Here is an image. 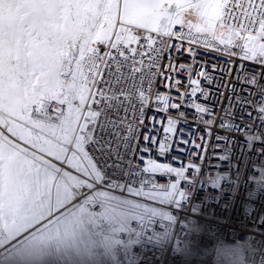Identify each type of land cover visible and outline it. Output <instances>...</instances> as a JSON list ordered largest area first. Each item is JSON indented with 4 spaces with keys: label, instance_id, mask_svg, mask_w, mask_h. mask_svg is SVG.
<instances>
[{
    "label": "snow or ice",
    "instance_id": "snow-or-ice-1",
    "mask_svg": "<svg viewBox=\"0 0 264 264\" xmlns=\"http://www.w3.org/2000/svg\"><path fill=\"white\" fill-rule=\"evenodd\" d=\"M201 50L225 67L209 72ZM208 86L230 89L212 150L228 171L210 179ZM198 184L232 203L244 188L264 229V0H0V264H140L135 246L161 264L190 255L208 246L204 206L219 203L197 208ZM248 227L247 257L218 249L232 264H264V231Z\"/></svg>",
    "mask_w": 264,
    "mask_h": 264
},
{
    "label": "built area",
    "instance_id": "built-area-1",
    "mask_svg": "<svg viewBox=\"0 0 264 264\" xmlns=\"http://www.w3.org/2000/svg\"><path fill=\"white\" fill-rule=\"evenodd\" d=\"M165 56H168L167 50L165 51ZM173 57L176 59L177 62H191L190 59L187 58L185 55L184 57H179L175 53H173ZM201 62H207V70L209 72L212 71V65L216 64L220 67H225V60L226 57H222L215 52L206 53L201 50V54L197 58ZM235 59V58H234ZM168 63V59H163L160 61L161 68ZM239 63V61H237ZM248 63V62H245ZM235 69V66H233ZM216 77L217 82L220 81L221 73L216 72L213 73ZM160 78L157 77V83L153 85L154 89L159 88L160 91H165V89L160 86L159 84ZM223 85H229L231 83H236L234 80H225L221 82ZM237 90L244 85L237 83ZM212 90V99L209 101L210 104L217 105L216 113H217V126H214L211 130V136L206 137L207 141V157L204 160V164L206 167V173L209 179L216 175L217 171L220 172H227L228 171V161H219L213 155V148L216 146V134L219 132L221 135H226V131L219 128L218 122L219 117L223 115L221 111V107L227 103L226 97L229 95L230 89L226 86H221L219 91L222 92L224 95L220 96L214 86H208ZM219 101V103H218ZM148 116L152 115V112L149 111L147 113ZM145 123L147 124L148 121L146 120ZM200 132L196 133L197 143H199V135L204 132V125H199ZM188 131V129H185ZM123 135V133H121ZM142 143V137H141ZM223 142L220 143V148H224ZM219 155H223L224 153L217 150ZM135 162V161H134ZM232 162L235 165L237 163L236 156L232 157ZM221 165L219 169L211 167V165ZM143 167V164L140 165ZM121 183L124 180L120 181ZM158 182L160 184H164L165 180L163 178H158ZM244 188L240 189V195L236 196L235 202H231V190L225 187L223 192H219L218 190H213L210 188L205 187L203 190L200 189V185H197V190L195 192V201L197 202L195 206L197 208L201 207V204L198 203L199 201H204L208 196H216L219 199V203L216 201H209L207 206H204L203 211L204 214L208 217L207 222L201 220L198 226L201 229V234L205 235V238L208 240V246L205 248H201L198 251L190 254V255H178V256H168L165 258L163 264H232L233 259L235 257H225L221 253H219L218 249L221 247H240L241 251L243 252L244 256L247 257L249 254L244 252L243 246L245 244V237L246 231L245 229L241 228L242 223H247L249 225L248 232L252 231H264V229L257 228L245 215V208L247 205V201L244 194ZM119 194L118 190L117 193ZM125 195H127L125 193ZM133 198V197H129ZM260 197L257 198L255 203V207L259 208L261 211H264V203L260 202ZM143 202V201H142ZM225 204H228L229 207L225 210ZM251 209H249L250 211ZM193 215H199V213H195ZM215 216L216 219L213 220L212 216ZM159 223V222H158ZM209 225L211 226L212 231L208 232ZM158 227V226H157ZM163 231V229H159ZM172 231L179 232L180 229L178 226H173ZM148 246H135L134 251L139 250L142 254L140 256V264H161L160 255L158 252L153 253L147 250Z\"/></svg>",
    "mask_w": 264,
    "mask_h": 264
}]
</instances>
